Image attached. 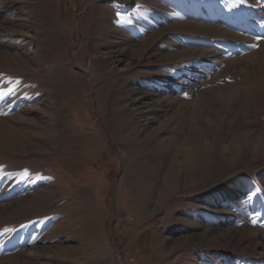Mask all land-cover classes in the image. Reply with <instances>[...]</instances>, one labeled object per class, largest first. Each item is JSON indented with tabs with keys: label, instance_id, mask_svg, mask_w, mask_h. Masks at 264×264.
<instances>
[{
	"label": "rangeland",
	"instance_id": "374dc122",
	"mask_svg": "<svg viewBox=\"0 0 264 264\" xmlns=\"http://www.w3.org/2000/svg\"><path fill=\"white\" fill-rule=\"evenodd\" d=\"M256 20L263 0H0L22 130L0 136V264H264Z\"/></svg>",
	"mask_w": 264,
	"mask_h": 264
},
{
	"label": "bare ground",
	"instance_id": "6f19581e",
	"mask_svg": "<svg viewBox=\"0 0 264 264\" xmlns=\"http://www.w3.org/2000/svg\"><path fill=\"white\" fill-rule=\"evenodd\" d=\"M264 1V0H263ZM241 15V14H240ZM239 15V16H240ZM243 17H247V15H246V13L244 14V15H242ZM248 17H247V19H245L244 21L246 22V21H248ZM257 22H255L256 23V25H254V26H256V27H254V26H252V28H251V32H253L254 30L256 31L257 30V32L258 33H260L261 35H263L264 34V30H258V27L261 25V26H264V23H261L260 22V20H256ZM234 28H237V29H242L244 26H245V24H243V23H241V21H240V17H238L237 18V21L235 20L234 21ZM263 28V27H262ZM239 32H241V30H239ZM250 32V33H251ZM242 33V32H241ZM20 56V55H19ZM8 57V56H7ZM21 57V56H20ZM14 59V60H13ZM19 58H18V55H17V57L15 56V58H12V61H14V62H17L20 66H22V67H25V66H28V63L27 62H25L24 60H18ZM10 60H11V58H10ZM12 61H11V63H7L8 65H12ZM14 64V63H13ZM43 68V67H42ZM42 68H37V70H42ZM37 91V90H36ZM22 130H20V128H14V127H11V126H9L8 125V123L6 122V120H4L2 117L0 118V136H3V138H5L6 140H14V139H16L17 140V138L19 139V138H22V136H21V134L20 133H22L21 132ZM22 145V144H21ZM157 166V165H156ZM158 170L161 168V164H158ZM156 167L155 168H153V170L150 172V174H153V171L154 170H156L157 169ZM172 175V174H171ZM173 176V179H175V176H176V172H174V174L172 175ZM143 181H146L145 179H143Z\"/></svg>",
	"mask_w": 264,
	"mask_h": 264
},
{
	"label": "snow or ice",
	"instance_id": "6c2138e0",
	"mask_svg": "<svg viewBox=\"0 0 264 264\" xmlns=\"http://www.w3.org/2000/svg\"><path fill=\"white\" fill-rule=\"evenodd\" d=\"M9 91H11V90H9ZM8 93H0V98H2L3 96H5V95H7ZM5 231H7V230H5ZM0 235H3V233H0Z\"/></svg>",
	"mask_w": 264,
	"mask_h": 264
}]
</instances>
